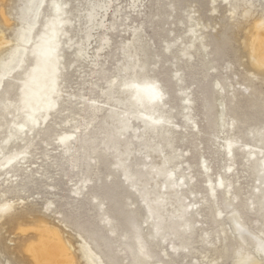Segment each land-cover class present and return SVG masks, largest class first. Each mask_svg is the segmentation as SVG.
Wrapping results in <instances>:
<instances>
[{
  "label": "rangeland",
  "instance_id": "1",
  "mask_svg": "<svg viewBox=\"0 0 264 264\" xmlns=\"http://www.w3.org/2000/svg\"><path fill=\"white\" fill-rule=\"evenodd\" d=\"M107 1L104 17L101 13L96 20L99 23L102 16L104 27L95 24L91 28L85 53L77 59L74 51L85 30L82 15L86 0H0V159L13 150L26 152L0 168V202L10 205L0 214V264H34L23 248L35 237L30 229L37 232L43 224L57 230L54 236L59 233L65 241L73 264H90L82 255L85 241L102 264H136L129 248H136L132 225L137 219L143 222L138 223V230L148 252L145 264L232 261L239 243L232 231V215H239L253 232L264 230V209L260 208L264 206V176L260 172L264 144L258 136L264 133V66L255 63L246 47L249 25L264 15V0H253L254 13L247 21L241 16L242 8L230 6L233 0ZM57 3L65 11L59 16L53 10ZM21 27L25 30L18 36L23 34L26 41L29 38L28 43L16 40L15 32ZM190 28L194 30L191 33ZM50 33L55 35L53 44L46 45L58 60V104L40 123L42 103L30 102L24 109L20 98L28 73L38 62L36 45ZM101 36L107 45L99 49ZM165 43H171L170 53L163 51ZM132 61L143 68L128 69L125 64ZM130 72L146 74L158 84L156 99L151 102L147 97V107H139L151 120L159 117L165 132L163 137L156 135L151 147L157 145V152L165 156L170 176L179 183L178 191L188 205L191 226L181 233L188 246L178 251L176 239L168 240V245L150 236L148 222L135 201L138 193L125 189L132 182L126 177L134 182L138 178L148 181L146 170L151 162L142 117L128 107L124 112L126 106L117 104L111 95L115 87L111 83H117V78L132 80ZM45 81L46 76L40 82ZM130 88L133 101L142 103L135 84ZM8 101L19 106L18 112L15 105L6 109ZM111 111L120 112L131 125L127 134L120 136L124 144L133 145L129 159L120 156L126 160V177L112 165L116 154L106 140ZM32 118L38 123L29 129ZM79 121L89 124L79 127ZM7 133L11 139L2 142ZM64 133L73 136L68 152L57 140ZM83 133L93 138V149L84 160L82 149H76ZM230 138L235 145L224 150ZM73 156L82 157L77 167L69 165ZM222 178L224 185H231L225 203L223 189L215 188ZM83 179L86 182L81 183Z\"/></svg>",
  "mask_w": 264,
  "mask_h": 264
},
{
  "label": "bare ground",
  "instance_id": "2",
  "mask_svg": "<svg viewBox=\"0 0 264 264\" xmlns=\"http://www.w3.org/2000/svg\"><path fill=\"white\" fill-rule=\"evenodd\" d=\"M232 3L233 4H231L230 6H232V8L234 10H236L238 8H242L241 16L246 21H247V19H249L253 15V13H254L253 9H252L253 8V0H233ZM57 5L59 6V11H57V7H56ZM107 7H108V1L107 0H95V1L86 0V6L83 10V15H82V21H83L82 24L85 26V30L83 32V35L81 36V39H80L81 42L79 41L78 43H76L77 50L74 51L75 58L79 59L84 55L85 52L83 50H84L85 45H86L85 43L89 42V39L91 38V33H90L91 28L95 24H97L98 26L100 25V27H104V23L102 22V18L104 17V14L106 13ZM53 10L57 14V16H59V14L61 12H63V13L65 12L63 9V6L60 3H57L54 6ZM101 13H102L103 17L101 16L100 19L98 20L99 23H97V21H96L97 17ZM57 21L59 23L63 22V20L61 21V19L59 17L57 18ZM66 22L69 23L70 21L68 19H66ZM63 24H64V22H63ZM24 30L25 29L23 27H21L17 30V32H15L17 42L28 43L29 38L26 41L23 34H20L18 36V33L24 32ZM193 31L194 30L192 28H190L189 33L193 32ZM45 36H46L45 37L46 41H43L39 46L36 45L38 62L34 67L31 68V71L28 73L27 80H25L26 89L25 90L23 89V91H22L23 95L20 98V100H22V105H20V107L24 108V109L27 108V106L30 102H41L42 103L40 106L41 110H42L41 117H40V119H41L40 123H43V121L49 115V112L54 110V107L56 104L57 93H58V87H57V82H56V80H58L57 76L59 75V74H57V65H56L57 64L56 62H58V60L54 56V53L52 51V47L46 45V43H50L51 45L53 44L52 39L55 37V35L50 33V34L45 35ZM191 38L196 39L195 36L194 37L192 36ZM0 40H2V37H0ZM99 40H100L99 49H101L104 45H107V40L104 36H101ZM0 43H1V41H0ZM246 47L249 51V55L254 59L255 63L259 66H264V15H262L259 19H255L253 21V23L249 25V33L246 37ZM163 51L170 53L171 52V43H165ZM125 65L127 66L128 69H132V70H135L136 67L139 68V70H141L144 66L142 64H139L140 65L139 66L135 61H132L130 63H126ZM130 73H133L132 74L133 75L132 76L133 81L130 79V77H128L127 82L125 79H124L125 81L121 82L122 79L119 80L118 78H117V81H118L117 83H111L110 82L113 86L116 87V88L115 87L111 88V89L114 88L113 91L111 92V95L114 97V100L117 104H122V105L126 106V109H123L124 112H126L128 108L134 109L133 112H135L138 116H141L143 118L142 119L139 117L140 122H142L145 125L146 131H147L146 142L149 145L148 150L150 152L149 155L151 156L150 157L151 162H150V165H148L150 167L146 170V172H147V176L150 180L148 179V181H146L144 178H138L139 177L138 176V177H136V178H138L137 181L134 182L135 179L130 178V177H126V175L124 173L125 170H128V169H126V165L124 163V161H126V160H124L125 157L123 159L120 156L126 155L127 156L126 159H129L131 156V153H132V146L133 145L128 146V145L124 144L123 141L120 140V136L127 134V131L130 130L131 125H129L124 118H121V113L118 111L109 112L110 115H109V117H107V120H106L107 125L105 124L107 126L106 129L109 126V128L106 132V137H107L106 140L107 139L109 140V142H107V144H110L109 146H111V147H109V148L111 150H113V154H116L115 157H113L114 162L113 163L111 162V163L115 167V170L117 169L118 171H121V174L123 175V177H126V178H124L125 180L127 179V181H129V180L132 181L131 183L129 182L130 185L127 186L125 189L130 190V188H131V189H134L136 191V193H138V197L136 195L137 199H135V201H137V203L140 205L139 207L143 211V214H144L143 216L145 217V220L148 222V225L150 227V234H151L150 236H152L154 239H157L160 243L163 241H166L167 244H168V242H167L168 240L169 241L172 240L171 238L176 239L178 241L177 242L178 243L177 251H178V248L181 249V248H185L186 246H188V243H186L188 240L185 242L186 243L185 244L184 243V240H186L184 238L185 236L181 235V233L185 234L186 228L191 226V225H189V222L187 220V216L189 214L188 205L185 206L184 201H186V200H184L185 198L182 197V195H181L182 193H179V191H178L179 190V183L170 176V173L167 169V162L168 161L166 160L165 156L162 157L161 153L157 152L158 151L157 145H156V147L154 145L153 146L154 148L151 147L153 142H154V138H156V135L158 134L161 137L162 134L165 132V129H164L163 125L158 122V120H160V119H157V118H159V117L151 120L149 113L148 112L143 113L139 107V105H141V104H144L145 107H147V105L145 104L147 97L150 100H152L151 102H153L156 99L155 94L158 90V88H157L158 84L156 85V81H154L151 77H148L146 74L139 76L136 74V72H130ZM45 76H46L45 83H47V84H45V83L41 84L40 81L43 80L45 78ZM133 84H135V86L137 88L136 94L138 96H140V98L142 99V103L139 101V99L136 102L133 101L134 90L132 91V89L130 88V86ZM45 88H46V90H44ZM107 88H108V86H107ZM108 92H109V90H108ZM145 92L149 93V95H144ZM138 101H139V103H138ZM13 105H15V104H12V102L8 101L6 104V106H7L6 109H10L11 107L13 108ZM29 106L31 107V105H29ZM18 107L19 106H17V105L14 106V110L16 112H18ZM149 107H150V109H153V105H150ZM186 108H188V106H186ZM91 109H90V111H91ZM32 111H34V109H32ZM183 117H184L185 121H188L186 115H184ZM81 118H83V117H81ZM167 122H169V120ZM37 123H38V121L36 119L32 118L31 127L29 129H32ZM88 124H89V121H86V122L79 121L77 126L86 127ZM9 125H10V123H9ZM226 125H228V124H226ZM7 128H9V127H7ZM96 129H98V128H96ZM71 131H72V129H71ZM101 132H103V130ZM257 133H259V132H257ZM11 136H12L11 133H7V136L5 137V139L2 142H9L8 140L11 139ZM71 136H72V134L64 133L57 138L59 143L65 147V152L66 151L68 152L69 149H67V148L71 145L70 144L71 142H69V138ZM258 136L261 140H263L261 144H264V133H261V134L259 133ZM72 138H73V136H72ZM102 138H103V136H102ZM98 140H100V138H98ZM102 141H103V139H102ZM92 143H93V138H91L89 133H83L82 137H80V139L78 140L76 149H77V151H78V149H82V151L80 150L82 152V155H83L82 160H84L85 155H87L89 153V151H91L93 149ZM107 144H106V146H107ZM234 145H235V143H234L233 138H230L226 142V144L224 146V150L225 149L227 150ZM74 146H72V147L74 148ZM102 146H103V144H102ZM111 150H110V152H111ZM231 150H232V148H231ZM71 152H72V150H71ZM25 153L26 152L24 149L23 150H18V149L13 150L10 153V155L4 157L3 159H0V168L4 169L6 166H8L12 162V160L16 161L17 158L19 159L22 156L24 157ZM226 155H228V153ZM231 155L229 157H231ZM62 156H64V155H62ZM81 156L79 157V159L76 156H73L72 157L73 159H68L69 161L71 160L69 162V165L71 167H77L76 166L77 163L82 161ZM114 158H116V159H114ZM68 160H66V161H68ZM230 168H228V169L226 168V170H229ZM68 170H69V168H68ZM260 172H262L263 176H264V162H261ZM87 175L88 174L86 173V176ZM140 175H141V173H140ZM116 179H117V177H116ZM159 179H161V180H159ZM84 182H86V181L83 179L81 183H84ZM215 182H217V181H215ZM207 183H209L208 180H207ZM210 185H212V184H210ZM230 186L231 185L229 183L224 185L223 178H222V180L218 181L215 184V188H219V190H220V188L223 189L222 191H220L224 197V200H222V202H224L227 199V194H229L228 188ZM208 188H209V191L212 192L213 188L210 186ZM215 188H214V190H215ZM219 190H218V192H219ZM218 192H215V193H218ZM127 193H128V191H127ZM234 195L237 196L236 194H234ZM213 198H214V196H213ZM221 199H220V201H221ZM132 200L134 202V199H132ZM210 200H211V198H210ZM232 200H234V199H232ZM213 202H214V200H213ZM137 203L135 202V204H137ZM214 203H212V204H214ZM4 205H9V204L6 202H2V203L0 202V206H4ZM261 205H264V202ZM260 208H261V210H263L264 206H261ZM133 211H135V210H133ZM136 215H137V213H136ZM214 216H215V214H214ZM138 218L140 219L139 216H138ZM137 220L132 225V233L134 234V239H135V243H136L135 247L136 248H134V249L129 248V250H130L129 253H130V256L132 257V260L136 259V264H145V262H146L145 258H146V256L148 257V252L145 249L146 244L143 242V239L139 238L140 233L138 230V223L142 222V221L138 222ZM140 220H142V218ZM143 220H144V218H143ZM147 222H145V223H147ZM230 223L232 224V227H233V230H232L233 233L236 234V240L239 242L238 247L235 249L234 254L232 255L233 264H235L236 261L246 259L248 257H251L256 262V264H259V262L261 260V257H260L261 253L259 252V248H260V245L262 243H264V230L257 229V232H253L252 230L248 229L247 226L244 225V222L242 221V219L239 215H232L230 218ZM21 231L25 232L26 230H20L19 233H21ZM30 231H32L34 233L35 237H34V239L29 240L28 244H26L25 247L23 248V252L25 254L29 255V258L31 259V261L34 264H73V257L71 256V254L69 252V248L66 245L65 241H63V239L59 235V233L57 234V236H54V233L57 230H55L54 228H52L46 224H43V225L38 226L37 232L35 231V228H31ZM138 238H139V240H137ZM83 240H84V238H83ZM88 245L89 244L85 241L86 247L83 248V253H82V255L87 258V262H89L90 264H102L101 262L98 261L99 258L97 256V253L93 250L92 247H88ZM168 245H170V242ZM250 246H252V249L250 248ZM170 249L173 250L174 247L171 245ZM131 253H132V255H131ZM256 254H258L259 257H257ZM111 261L113 262L112 259H111ZM132 264H134V263L132 262Z\"/></svg>",
  "mask_w": 264,
  "mask_h": 264
},
{
  "label": "snow or ice",
  "instance_id": "3",
  "mask_svg": "<svg viewBox=\"0 0 264 264\" xmlns=\"http://www.w3.org/2000/svg\"><path fill=\"white\" fill-rule=\"evenodd\" d=\"M56 7H57V11H59V6L57 5ZM9 207H10L9 205L0 206V214L6 213ZM259 252L261 253V260L259 264H264V243L260 245ZM215 264H219V262H215ZM224 264H233V262L231 260H228L225 261ZM235 264H256V262L251 257H248L246 259L236 261Z\"/></svg>",
  "mask_w": 264,
  "mask_h": 264
}]
</instances>
